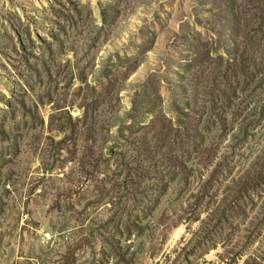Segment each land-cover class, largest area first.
<instances>
[{
  "label": "rangeland",
  "instance_id": "374dc122",
  "mask_svg": "<svg viewBox=\"0 0 264 264\" xmlns=\"http://www.w3.org/2000/svg\"><path fill=\"white\" fill-rule=\"evenodd\" d=\"M0 264H264V0H0Z\"/></svg>",
  "mask_w": 264,
  "mask_h": 264
}]
</instances>
